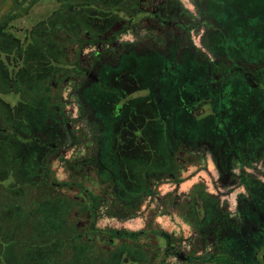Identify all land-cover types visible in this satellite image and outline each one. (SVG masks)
Instances as JSON below:
<instances>
[{
    "label": "rangeland",
    "instance_id": "374dc122",
    "mask_svg": "<svg viewBox=\"0 0 264 264\" xmlns=\"http://www.w3.org/2000/svg\"><path fill=\"white\" fill-rule=\"evenodd\" d=\"M57 1L51 6H46L41 1L38 2L29 15L31 17L35 16L33 21H36L37 17L39 19L45 17L46 22H52L55 15L56 20L54 22L53 33L56 34L57 41L62 38L60 43L63 47L65 45L64 34L68 32L65 30V25L71 24V21L67 18L71 9L59 6L65 0ZM75 1L72 0V3ZM142 1V5L147 8H155L160 5H165L170 8L166 12L165 17L169 20L180 17L184 26L195 28L184 36L191 37L195 43V47L201 48L198 37L203 31V27L199 29L198 26L204 21L207 22V19L205 15L199 13L194 1ZM220 4L223 7V13L232 12L241 15L240 22L248 28L242 35L246 39L251 40L252 45L256 49L261 50H258L259 53L257 51L254 52L256 53L254 54V58L257 55L260 56V54L264 55V0H211L210 2L212 7ZM6 10L8 13H19L18 1L0 0V14ZM218 11L220 12V10ZM15 23L20 27L24 26L26 29L32 25L27 22L22 25L19 20H15ZM231 25L229 24L225 29L226 37L233 38L239 36L235 28H230ZM72 30H74L73 35L70 37L73 42L72 47H82L84 54L94 53L98 49H103V51L109 49V52H105L102 57L111 53H117L115 50H111L112 47L108 43L103 41L98 43L88 42L89 40L85 37L83 31L78 32L75 29ZM41 31L43 32L42 29ZM172 31L180 34L182 32L178 28ZM7 33H10V30L4 34ZM218 35H221L220 32H218ZM2 37H4V41L2 42L0 36V63L4 62V66H6L4 69L6 71L3 72L4 76L11 78V72L9 71L10 65L3 57L9 56L13 51L14 56L17 58L18 51L14 50L13 46H10V34L6 36L2 35ZM149 37L159 42L157 36H152L148 32L147 25L142 23L136 28H128L123 31L121 35L113 39V42L116 46L124 47L129 46L133 42L136 43L139 39H142L144 42L151 41ZM220 38L224 39V37ZM103 51L97 52L103 53ZM246 56L248 57V54ZM14 62L17 64V59ZM20 63L22 61L18 62V64ZM260 67L264 68V61ZM188 69L192 71L190 76H196V73H198L197 68L194 69L191 65L184 67V71ZM203 69L202 72L205 73V78H208V70L205 67ZM248 70L256 72L255 68L249 67ZM0 74L2 75L1 72ZM199 77L202 80L205 79L201 75ZM258 77L264 80V70L259 71ZM74 80L77 79H70L66 84L67 86L65 85L64 87V81L59 80V83H56V92L52 90L51 85V91L49 93L51 95L50 102L48 100L50 104L48 102L45 104L42 102L44 107L47 106V109L43 110V113L48 111L45 113L47 117L37 122V127L41 131H38L34 127L41 139H47L49 132H51L48 123H53L52 116L54 118L56 117L57 129L59 130L60 121L57 119L59 116V113L57 114V108L62 110L64 107L66 109V116L62 124V129L63 131L66 130V134L64 133L61 142L58 137L51 136L49 138L52 143L57 145V148L51 152V155L45 161L40 157L41 154H37L39 149L33 141L27 142L24 146L21 144L19 138V122H15V126L13 127L2 123V120H0V131L7 127L12 128L11 131L5 130L2 132L3 134L5 133L4 135L8 133L12 140H14V150L17 149V144L18 149L24 147L27 150L35 152L30 157L36 159L34 161L36 164L39 163L40 165V161H43L40 166L33 168L30 166V164L34 163L33 161L29 163L25 160H19L17 155L15 157L10 156L9 151H11L12 145L8 141L9 139H5L7 136L0 135V264H81V251L77 248L79 247L78 242L73 239L67 240L70 237V234L67 232L71 227L70 224L68 225V222L75 229L83 232L89 229V227H93V229L99 231L102 230L103 233L99 231L97 233L95 231V236L97 234L98 237L101 236L99 241L103 239V244L105 245H107L106 240L113 241V236H110L109 232L107 234H105L106 232L104 233L107 230L111 231L122 228L137 231L144 227L159 228L174 235V238L177 239L175 242L177 253H179L167 256L164 264H208L201 262L199 259L194 260L195 256L201 254L202 241H200V234L192 226L194 209L189 206L188 201L190 200V188L198 183L203 185L204 190L208 194L217 198L219 208L228 217L238 223L243 228V233H245L248 225L242 218L240 211L242 204L240 202H248L250 195L246 186L240 183L239 175L241 169H243L248 176L259 180L264 187V149L263 146L259 145L260 143H253L247 145V148L242 147V149L239 148L235 151L234 149L228 150L224 168L228 171L226 174L221 173L220 169L215 165L211 155V149L204 147V145H208L205 144L206 142L196 147L186 146L182 143L180 146L182 148H177L178 172L175 178L172 179V176L146 177L143 182L148 189L147 195H127L129 199H126V197L121 198L119 195L120 186L115 181L123 180L128 186H131L128 183L131 176H128L125 166L123 174L126 172L124 175L128 178L122 179L120 175L122 165L115 152L116 143H119L121 140L118 139L116 134V130L118 129L116 126L120 124V119H114L113 116L109 115L111 105L109 104L108 98L112 93L102 92L100 94L101 101L95 99L98 118L96 120L89 119L88 114L90 111H88L89 113L87 112V109L84 108L76 96L78 80L76 81V85H74ZM36 83L38 82L36 81ZM36 83L31 82V89L32 86H37ZM251 83L255 86H250L251 88H257L256 91L259 89L264 91V81L258 84V82L253 80ZM240 86L241 82L236 80L232 87L221 88L219 93L223 95L220 100L224 109L229 106V109L235 112L238 107H241V104L237 106L234 98L242 94L240 92ZM23 87L21 86L22 93L25 94H22L23 97H19L14 94L15 92H11L9 87H7V94L2 95L0 92V99L8 103V105L5 103L6 110H9V108L14 110V117L18 112L23 113L25 111L24 107L26 103L23 102L24 98H27L29 102H34L31 90L26 91ZM28 89L29 87H27ZM171 89L169 92L173 96L177 90L172 89L171 91ZM231 89L235 92L234 96L228 94V91ZM1 90L3 89H1L0 85ZM153 93H157L156 87L153 88ZM131 94H133L132 97L126 95L127 101L126 99L122 101L123 96L120 97V94L112 95L118 97L116 101L120 102L119 107L121 109H127L129 110L128 112H131L133 108L132 113L136 110L135 115L143 107L145 109V116L140 119L137 114L135 118L138 120L137 126L140 127V130L144 127V132L146 133L147 131L145 144L149 146L155 141H160L161 136L156 137L155 140L151 137V124L158 132L162 127L160 119L157 120V118L154 119L155 117H153V114L156 115L158 112L157 108L154 107L155 104L151 99V101L145 99L146 104H141V101L137 104L138 96L144 95L143 91H132ZM35 95L33 94L34 98ZM61 95L65 99L59 100ZM250 97L251 99H255L256 96L251 94ZM241 102H243V99ZM194 107L196 106L193 105L192 107L189 104H185L184 101L181 103V107L173 111L172 115H168L174 119H183L185 113H190L188 108L193 109ZM197 107L200 108V105H197ZM33 111L35 113L40 112L38 109H31L32 113ZM260 112V115L264 114V109ZM222 113L221 111L219 115L223 120H226L228 114ZM192 115L199 120L201 113L198 110L196 113L192 112ZM163 116L165 119L166 116ZM37 117L35 116L34 120L31 121L33 124ZM93 117L95 116H91L90 118ZM11 118L12 116L8 115L6 121L11 120ZM179 123L182 124V122ZM131 124L133 123L131 122ZM169 124L172 125L173 123L165 121L166 127H169ZM140 130H135L134 135H139ZM188 132L192 133L194 130L191 128ZM33 133L35 132L31 131V133L29 132L24 136L28 137L29 135L32 139L34 137L32 136ZM120 134L128 133L122 130ZM262 134L264 136V132ZM35 135L36 137L38 136L37 134ZM200 142L197 141L196 143L199 144ZM123 145L128 146L126 144ZM137 146L138 144L132 146L135 152L131 157L134 158V161H138L141 155L139 152L140 149ZM17 154L19 155L18 152ZM104 157L105 161H103ZM141 158L148 160V155L144 154ZM134 161L133 164L135 163ZM127 165L129 166V164ZM74 204L76 205L72 206ZM243 205H246V203L244 202ZM68 208L70 209L68 210ZM199 209L203 212L201 207ZM252 209L254 210V208ZM102 236L105 237L102 238ZM212 236L213 234L208 236L207 239H211ZM66 244L68 247H66ZM63 246L66 248V251L64 250L62 253ZM163 248V244L159 242V250ZM185 257L191 258L192 263L186 262L184 260Z\"/></svg>",
    "mask_w": 264,
    "mask_h": 264
},
{
    "label": "flooded vegetation",
    "instance_id": "af4514ba",
    "mask_svg": "<svg viewBox=\"0 0 264 264\" xmlns=\"http://www.w3.org/2000/svg\"><path fill=\"white\" fill-rule=\"evenodd\" d=\"M17 1L19 13H8L6 10L0 14L2 42L4 41L2 35L10 34V46L18 51L17 58L14 56L13 51L9 56L3 57L10 65L11 78H8L7 75V77L4 76L3 72L6 71L4 70L6 66H4V62L0 63V72L2 73V75L0 74V85L3 89L0 92L2 95L7 94V87H9L11 92L23 97L25 94L22 93L21 86L25 85L23 89L29 91L27 87L31 88V82H38L36 83L37 86H32L31 90L34 102H29L27 98H24L25 111L23 113L18 112L15 117H17V122L20 123L19 138L21 144L24 146L27 142L33 141L39 149L37 154H41L40 157L44 161L57 148V145L52 143L49 138L51 136L58 137L61 142L64 133L66 134V130L63 131L62 129L66 116L64 107L63 111L57 108V114L59 113L57 119L60 121L59 130L57 129L56 117L52 116L53 123H48L51 132H49L47 139H41L39 133H37V130L41 131L37 127V122L47 117L45 113L48 112L43 113L47 106L44 107L42 102L44 104L48 100L50 102L51 85L52 90L56 92V83H59V80L64 81L63 87L70 79L78 80H74V85L78 82L76 96L84 108L87 109V112L90 111L88 117L92 120L98 118L95 99L101 101L100 94L102 92L120 94V97L123 96L121 100L124 101L127 96L132 97V91H143L144 95L142 96L145 99H151L154 103L161 95H171L170 88L174 90L173 87L177 86L179 102L183 103L184 83L183 79L180 78L185 66L189 67L191 65L197 70L205 67L208 70L207 84L216 88L232 87L236 80L241 84L252 87H255L251 83L253 80L258 84L264 81L258 77L259 71L264 70L260 67L264 61V55L260 54V56L257 55L254 58V54H256L254 52L259 53L258 50L260 49H256L251 40L242 35L248 28L240 22L241 15L232 12L223 13L222 3L212 7L210 5L211 0H192L195 2L199 13L205 15L207 19V22L204 21L198 26L199 29L203 27V31L198 37L201 48H197L191 37L184 36L195 28L184 26L180 17L172 20L167 19L165 15L170 8L165 5L147 8L142 5V0H76L73 3L72 0H65L59 6L71 9L70 14L67 15L71 24L66 23L67 25H65V30L68 32L64 34L65 45L62 47L60 43L62 38L57 41L56 34L53 33L55 15L52 22H46L45 17L40 19L37 17V20L33 21L35 16L31 17L29 15L38 2L41 1L44 5L51 6L57 0ZM15 20H19L22 25L26 22L32 25L26 29L24 26L16 25ZM142 23L147 25L148 32L152 36H157L159 42L149 37L151 41L144 42L139 39L129 46L120 47L115 45L114 38L121 35L128 28H136ZM229 24H232L230 28H235L239 36L226 37L225 29ZM176 28L181 29V34L172 31ZM72 29L78 32L83 31L85 37L89 40L88 42L98 43L103 41L108 43L112 47L111 50H115L117 53L102 57L105 52H109V49L104 51L98 49L97 51H103V53L95 51L91 54H84L82 47H72L73 42L70 38L74 31ZM8 30H10V33L4 34ZM217 31L221 35H218ZM78 32L76 33L79 34ZM220 37H224V39ZM16 59L17 64L14 62ZM21 61L22 63L18 64ZM249 67L255 68L256 72L248 70ZM37 87L39 88L37 89ZM155 87L157 93L154 94L153 88ZM33 94H36L35 98ZM112 94H110L108 101L110 105L114 104V106H111L109 115L115 118L118 114H114V110L120 113L122 109L119 107L120 102L116 101L118 97ZM62 99L65 98L61 95L59 100ZM5 103L6 101L0 99L2 108H5ZM6 104L8 105V103ZM31 109H38L40 112L35 113L33 111L32 113ZM5 114L6 117L8 115L12 116L11 120L6 121V124L14 127V110L10 108L6 110L5 108ZM131 114L132 109L131 112H128V115ZM35 116L38 117L33 124L31 121L34 120ZM91 116L95 117L90 118ZM123 124L125 125V123ZM2 130L11 131L12 128L7 127ZM31 131L35 132L32 134L34 136L32 139L29 135L28 137L24 136L29 132L31 133ZM35 134L38 136L36 137ZM227 138L228 142L226 144L224 141L220 144L210 145L215 165L224 174L228 172L224 169L226 156L228 155L227 151L232 149L235 151L239 148L242 149V147L247 148V145H249L248 141L243 142L239 137L228 134V132ZM205 144L209 145V142ZM122 147L126 148L127 146L120 143L115 146V152L119 158ZM103 161H105V157ZM42 162L41 160L40 165ZM247 222L249 223V220Z\"/></svg>",
    "mask_w": 264,
    "mask_h": 264
},
{
    "label": "trees",
    "instance_id": "16d2710c",
    "mask_svg": "<svg viewBox=\"0 0 264 264\" xmlns=\"http://www.w3.org/2000/svg\"><path fill=\"white\" fill-rule=\"evenodd\" d=\"M191 72L189 69L185 70L180 79H183L184 83L183 95L185 104L196 107L193 109L188 108L190 113H185L183 119L169 117L174 110L181 107L177 86L174 87V90L177 91L174 92L173 96L172 94L169 96L161 95L160 98L154 101V107L157 108L158 112L156 115L153 114V117H155L154 119L157 118V120L160 119L162 127L159 133L150 123L151 137L155 140L156 137L161 136L160 141H155L149 146L145 144L147 131L146 133L144 132V127L140 130V127L137 126L138 120L135 118L137 114L140 119L145 116L143 107L136 112V115V110L131 115H128L129 110L127 109H122L120 113L114 110L113 113L118 114L114 119H120L119 122L121 124L116 126L118 128L116 130L117 137L119 140L121 139L119 143L128 145L120 150L119 161L122 165L120 175L122 179L128 178L124 175L126 172L123 174L125 166L128 176H131L128 180L131 186H128L123 180L115 181L120 186L119 195L121 198L126 197V199H129L127 195H147L148 189L143 182L146 177L172 176V179L175 178L178 172L177 148H182L180 147L182 143L193 147L200 146L205 142H209V146L220 144L226 139L228 132V134L239 137L243 142L248 141L249 145L260 143L259 145L263 146L264 149V136L262 134L264 132V114L260 115V111L264 109V91L261 89L256 91L257 88L241 84L240 92L242 94L237 98L234 97L237 106L241 104V107L232 112L229 106L226 109L223 108L220 100L223 95L219 93L221 88L214 89L215 87L209 86L202 69L198 70L196 76H190ZM197 74L205 79L202 80ZM28 90L32 89L29 88ZM234 93L233 89L228 91V94L233 96ZM251 94L256 96L255 99H251ZM138 97L137 104L140 101L141 104H146L144 96ZM242 99L243 102H241ZM197 105H200V108ZM111 106H114V104H111ZM198 110L201 113L199 120L192 115V112L196 113ZM221 111L223 112L222 114H228L226 120H223L219 115ZM0 114V120L5 124V108H2L1 104ZM163 115L166 116L165 119ZM165 121L173 124H169V127H166ZM14 122H17V117L14 118ZM179 122H182V124ZM191 128L194 130L192 133L188 132ZM122 130H125L128 134H120ZM135 130H140L139 135H134ZM2 131H0V135L7 136L8 138L6 137L5 139H9L8 141H10L13 148L9 151L10 156L15 157L17 155L19 160H25L29 163L36 161V159L30 157L32 153H35L34 151L26 148L18 149L17 144V149L14 150V140L8 133L4 135L5 133L3 134ZM197 141L201 142L197 144ZM227 142L228 138L225 140V144ZM136 144H138L137 147L140 149L139 152L141 154H138L140 155L138 161H134V158L131 157L135 152L132 146ZM209 146L206 145V147L210 148ZM144 154L148 155V160L141 158ZM133 161L135 162L134 164ZM125 163L129 164V166ZM30 166L34 168L40 165L34 162ZM239 181L246 186L250 195L249 201H244L246 205H243L244 202H240L242 204L240 206L242 218L246 223L249 220L245 233H243V228L238 223L219 208L217 198L208 194L202 184H194L190 188L188 204L194 209L192 226L198 231L201 237L200 241H202L201 254L195 256L194 260L199 259L201 262L208 264H264V187L259 180L248 176L243 169H241ZM200 207L203 212L199 209ZM69 224L71 227L67 233L70 234V237L67 240L73 239L78 242L79 247L77 248L81 251V264H164L167 256L179 254L175 244L177 239L174 238V235L159 228L144 227L137 231L122 228L107 230L104 233L106 232L105 234H107L109 232L110 236H113V241L106 240L107 245H105L103 244V239L99 241L101 236L98 237V234L95 236V231L99 230L89 227L83 232L75 229L68 222ZM99 232L103 233L102 230ZM212 234L211 239H207ZM159 242L164 246L162 250H159ZM66 247H68L67 244ZM64 250L66 251V248L63 246L62 253ZM184 260L192 263V259L189 257H185Z\"/></svg>",
    "mask_w": 264,
    "mask_h": 264
},
{
    "label": "water",
    "instance_id": "95a60500",
    "mask_svg": "<svg viewBox=\"0 0 264 264\" xmlns=\"http://www.w3.org/2000/svg\"><path fill=\"white\" fill-rule=\"evenodd\" d=\"M263 257H264V255H263Z\"/></svg>",
    "mask_w": 264,
    "mask_h": 264
}]
</instances>
